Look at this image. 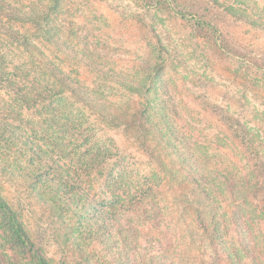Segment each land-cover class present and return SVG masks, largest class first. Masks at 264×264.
I'll return each instance as SVG.
<instances>
[{"label":"trees","instance_id":"1","mask_svg":"<svg viewBox=\"0 0 264 264\" xmlns=\"http://www.w3.org/2000/svg\"><path fill=\"white\" fill-rule=\"evenodd\" d=\"M157 1L159 5L164 3L167 12L174 11L181 19L195 24L207 43L219 48H224V43L231 50L229 34L221 28L225 22L222 15L212 19L207 15L195 17L189 10L177 14L169 8L168 0ZM206 1L215 4L225 17L240 21L250 20L248 11H251L256 19L249 25L252 29L259 27L262 15L258 6L250 8L245 0H233L234 4L229 5L225 0ZM51 22L44 8L22 10L0 0V37L8 43L31 54L26 37L9 28L10 24L28 25L47 45L106 81L142 96L143 103L111 101L40 54L38 63L44 72L46 87L27 88L18 104L31 112L39 109L43 122L26 123L20 129V123L0 118V149H3L0 151V221L8 232L9 243L27 252L31 264H66L77 256L82 257L81 264H94L93 258L83 256L94 246L103 252L107 264H261L251 253L250 243L245 244V238H241V226L250 221V217L264 223V198L257 196L258 189L263 192V187L256 182L252 185L250 179L230 171L208 168L197 144L177 131L169 115L170 102L166 95L156 92L162 101L156 100V112L151 114L148 96L153 91L150 88L142 87L139 81L121 73L104 69L93 56L62 39ZM4 75L5 72L0 71V81L6 83ZM64 97L103 126L119 131L144 152L154 166L148 189L139 190L129 207L118 200V195L125 193L120 181L122 175L118 178L112 175V168H107L108 158L101 155L97 142L89 146L83 135L76 134ZM54 129L64 138L70 133L76 135L73 137H78L81 143L73 138L74 143L60 145L56 155V148H50L45 140L46 134ZM228 129L251 161V178L264 173L262 140L259 142L260 139L244 126L240 127L241 132L232 125ZM12 154L17 156L15 164L9 160ZM101 175H107L105 187L112 186L109 187L113 190H109L110 199L95 198L91 192L92 178ZM160 182L164 186L165 182L171 184L167 206L170 221L178 230L174 241L170 239L166 244L162 243L166 240L165 234L144 231L147 223L144 217L139 222L131 220L133 211L138 209H148L157 216L160 212L157 197L166 194ZM5 183L15 193L13 200L4 194ZM231 229L236 234L237 245L228 239ZM2 241L0 264H11L5 261L3 249L6 246Z\"/></svg>","mask_w":264,"mask_h":264},{"label":"rangeland","instance_id":"2","mask_svg":"<svg viewBox=\"0 0 264 264\" xmlns=\"http://www.w3.org/2000/svg\"><path fill=\"white\" fill-rule=\"evenodd\" d=\"M4 1L22 10L44 8L52 18L51 25L62 39L77 50L93 56L104 69L121 73L139 81L142 87L150 88L153 91L148 96L151 114L156 112V100L162 101L156 92L166 95L170 102L169 115L177 131L197 144L198 152L208 168H219L238 177L244 176L250 179L252 185L256 182V185L264 189V173L251 178V161L228 129L230 125L239 132L240 127L249 128L260 139L259 142L262 140L264 144V0H245L250 3V8L258 6L261 11V22L254 29L249 25L256 19L251 11H248L250 20L240 21L225 17L215 4L206 0H168L169 8L176 13L189 10L195 17L207 15L211 19L218 14L222 15L225 22L221 28L229 34L231 50L224 43V48L207 43V38L203 33L199 34L195 24L181 19L174 11L167 12L164 3L159 5L157 0ZM225 2H228L227 5L234 4L233 0ZM9 26L26 37L31 54L0 37V71L5 72L3 80H6V83L0 81V118L20 123V129L26 123L43 122L39 109L31 112L18 104L21 95H25L24 90L31 86H45L44 72L38 63L40 54L84 86L99 90L100 95L111 101L124 100L138 105L143 103L142 96L106 81L47 45L40 36L34 35V28L19 24ZM63 100L72 115L76 134L83 135L89 146L97 142L101 155L108 158L110 165L107 168H112V175L117 178L122 175L123 180L120 181L125 193H120L118 200L121 205L129 207L139 190L148 189L147 182L155 173L154 166L145 153L119 131L103 126L86 110L74 106L69 98L64 97ZM54 130L46 134L45 140L50 148H56V155L60 145L69 146L74 143L73 138L81 143L72 133L64 138ZM35 135L38 139V134ZM16 157L12 154L9 160L15 164ZM106 177L101 175L92 178L91 192L95 198H111L110 191L113 190L109 189L112 188L110 185L105 187ZM160 183L166 194L157 197L160 200L157 216L148 209H138L133 211L135 214H127H133V222H139L144 217L147 220L144 231L165 234L166 240L162 243L166 244L170 239L174 241L178 230L170 221L167 206L171 184L165 182L164 186L163 182ZM3 186L4 194L13 200V189L7 183ZM258 191L257 196L264 198V191ZM250 219L241 226V238H245V244L250 243L251 253L264 264V223L257 217ZM8 238V232L0 221V240L6 246L3 249L5 261L11 264H31L28 253L10 244ZM229 238L237 245L233 229L228 232ZM50 252L52 254L54 248ZM83 256L93 258L94 264H107V259H104L98 247H90ZM81 258L77 256L66 264H81ZM246 261L244 259V263Z\"/></svg>","mask_w":264,"mask_h":264}]
</instances>
